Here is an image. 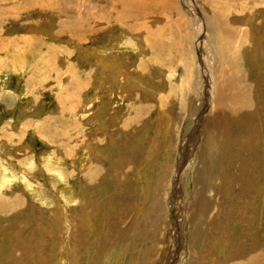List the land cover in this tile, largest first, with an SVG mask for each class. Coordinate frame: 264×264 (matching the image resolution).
<instances>
[{
    "label": "rangeland",
    "instance_id": "obj_1",
    "mask_svg": "<svg viewBox=\"0 0 264 264\" xmlns=\"http://www.w3.org/2000/svg\"><path fill=\"white\" fill-rule=\"evenodd\" d=\"M243 68L264 82V0H0V264H224L250 229L264 247L259 137L253 220L205 239L212 205L189 215L198 187L248 196L218 188L239 146L209 124Z\"/></svg>",
    "mask_w": 264,
    "mask_h": 264
},
{
    "label": "bare ground",
    "instance_id": "obj_2",
    "mask_svg": "<svg viewBox=\"0 0 264 264\" xmlns=\"http://www.w3.org/2000/svg\"><path fill=\"white\" fill-rule=\"evenodd\" d=\"M233 60L236 63L235 59ZM240 60L241 59H237V61L239 62ZM244 71H245V68L242 69L241 75H239L241 71L239 72L238 75H236L238 71L236 74H231L228 72L231 82L229 83L222 82V86L219 85V92L217 94L218 96H217L216 104L210 109L209 118L211 120L209 124L214 127H217V126L221 127L222 134L228 137L229 136L233 137L230 139L234 141L233 143H235V146H239L236 155L234 154L235 156L232 158L233 162L231 164L233 165L231 166L230 170L226 172L224 170L222 172H219L218 177L221 178L222 182L220 186H218V188L223 186L225 183L226 185H228L229 183L233 185L242 194H245V192L248 191V196L245 200H243L245 204L240 205V206H238V204L236 206L235 204L236 208H233V207L230 208L225 205H220V202H218V199L215 200V202L212 201V203L210 202V200H207V199L205 200V195H203L204 192L200 193L201 187L200 188L198 187V190L196 191V193L192 194L190 198V204L188 205L189 215L191 214V216L194 215L196 217V215L201 216L202 214L203 216L204 212L205 213L208 212L207 211L208 208L206 209V206L209 207L210 205H212L210 216L206 215L207 219L206 220L204 219L205 221L201 220L199 224L197 223L198 225L194 226L195 232H203V229H204L203 222L208 224L207 229H212V236L210 235L211 232L210 233L208 232L209 234L206 232V234L208 235L204 237L205 239L212 238L214 236L213 233L217 229L218 230L221 229L225 234H227V230H225L226 227L224 226L223 221L230 220V219L236 220L237 218H240L243 221L251 220V219L253 220L251 216H248L246 214L245 208L250 207L251 203H256L258 199L257 196L258 194H260V187L259 185H257L258 176L254 173V168L256 166L255 161H257L258 159L255 158L256 153H255L254 148L251 147V142L256 143V141L258 140L257 139L258 137L261 141L263 140V144H262L263 146L261 147L264 152V125H263L264 124V84H263L264 82L262 83L260 79H258V81L248 80V78L250 77L249 73L244 72ZM226 90L228 92H226ZM253 112L255 113L253 114ZM254 117H257L258 124L256 123ZM243 137L245 141H242ZM198 154H196L197 157L195 156L194 158V159L197 158V162L195 164L194 172H193V177L196 178L197 181H199L201 178V175L199 172L200 168L198 167L202 168V165H203L199 161L202 152L198 151ZM224 160H226V158ZM196 167L198 168V170L196 169ZM207 168H208L207 170L203 169L202 173H206L205 176H207L208 178V175L212 173V171H211L210 165H207ZM226 185L224 187H226ZM257 191H258V194H257ZM226 192H228V190ZM227 196L228 195H226V197ZM214 198L215 197H213V200ZM201 201H203V203H201ZM204 202L206 204H204ZM233 205H234V201H233ZM18 212L20 211L18 210ZM262 221H263L262 223L263 225L261 226H262L263 233H264V219ZM253 230L254 229L252 230L250 229L248 230L249 232L247 233L244 232L246 233L245 235L243 233L242 237H240L241 239H239V241L236 243V247L233 250L234 251L233 254L230 256L231 260L229 259L230 261L229 260L224 261L225 262L224 264H259V263L261 264V261L264 259V247L261 245V243L254 240ZM218 233L220 234V232ZM216 238H218L217 235H216ZM214 246L216 245L213 244V247ZM175 248L177 249L176 246ZM223 248H225V245L223 246ZM191 251L192 252L188 259V264H195L196 255L194 253L196 252L193 250Z\"/></svg>",
    "mask_w": 264,
    "mask_h": 264
}]
</instances>
